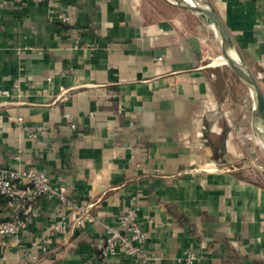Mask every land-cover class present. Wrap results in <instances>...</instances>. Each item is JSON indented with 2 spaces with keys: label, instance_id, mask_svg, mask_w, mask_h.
<instances>
[{
  "label": "crops",
  "instance_id": "1",
  "mask_svg": "<svg viewBox=\"0 0 264 264\" xmlns=\"http://www.w3.org/2000/svg\"><path fill=\"white\" fill-rule=\"evenodd\" d=\"M199 1L264 94V0ZM219 54L211 23L174 0H5L0 171H43L72 203L40 198L0 235V264H188V251L189 264H264V135ZM126 207L156 257L119 246L103 262L97 242Z\"/></svg>",
  "mask_w": 264,
  "mask_h": 264
},
{
  "label": "built area",
  "instance_id": "2",
  "mask_svg": "<svg viewBox=\"0 0 264 264\" xmlns=\"http://www.w3.org/2000/svg\"><path fill=\"white\" fill-rule=\"evenodd\" d=\"M5 0H0L2 5ZM59 17L66 21L68 15L59 12ZM7 94L8 91L4 90ZM0 194L6 199L4 219L0 220V235H13L20 232L27 221L37 215V203L44 196H58L62 202L72 203L65 194L63 185L54 186L49 176L32 167L5 168L0 171ZM88 209L84 208L87 212ZM54 231L65 232L66 223L56 221ZM146 232L141 227L135 207L122 209L114 223L106 226L105 235L97 242L98 255L103 262L109 255L121 247L124 253L132 256L136 261L146 263L151 256L144 252ZM195 258L192 251L184 254L185 263H191Z\"/></svg>",
  "mask_w": 264,
  "mask_h": 264
},
{
  "label": "water",
  "instance_id": "3",
  "mask_svg": "<svg viewBox=\"0 0 264 264\" xmlns=\"http://www.w3.org/2000/svg\"><path fill=\"white\" fill-rule=\"evenodd\" d=\"M177 3L181 4L182 6L191 9L198 14H200L209 24L213 23L222 38L223 45H222V51L223 54L226 55V50L224 45L230 46L233 51L235 52L236 56L238 57V61H231L228 60L227 65L241 78H243L255 91L256 98H257V104L258 109L260 112V115L262 116L263 122H264V94L262 93V90L260 89V86L258 85V82L256 81L253 73L251 72L250 68L245 64L242 56L239 53V50L232 40V37L227 30L226 26L224 25L223 21L219 17V15L208 5L205 3L200 2L199 0H174Z\"/></svg>",
  "mask_w": 264,
  "mask_h": 264
},
{
  "label": "bare ground",
  "instance_id": "4",
  "mask_svg": "<svg viewBox=\"0 0 264 264\" xmlns=\"http://www.w3.org/2000/svg\"><path fill=\"white\" fill-rule=\"evenodd\" d=\"M211 25L213 26L214 28V31H215V34H216V37L218 38L219 42L223 45V41H222V38L218 35L217 33V27L211 23ZM225 47V50H226V62H228V60H231V61H238V57L236 56L235 52L233 51V49L230 47V46H227V45H224ZM251 87V86H250ZM251 94L253 96V99H254V110H255V116L258 117L260 119V124H259V128L261 129L263 135H264V122H263V119H262V116L260 115V112H259V109H258V104H257V98H256V93L255 91L253 90V88L251 87Z\"/></svg>",
  "mask_w": 264,
  "mask_h": 264
},
{
  "label": "trees",
  "instance_id": "5",
  "mask_svg": "<svg viewBox=\"0 0 264 264\" xmlns=\"http://www.w3.org/2000/svg\"><path fill=\"white\" fill-rule=\"evenodd\" d=\"M6 211V199L0 194V220L4 219V214Z\"/></svg>",
  "mask_w": 264,
  "mask_h": 264
},
{
  "label": "rangeland",
  "instance_id": "6",
  "mask_svg": "<svg viewBox=\"0 0 264 264\" xmlns=\"http://www.w3.org/2000/svg\"><path fill=\"white\" fill-rule=\"evenodd\" d=\"M221 58H223V59L226 58V55H224V54H219V58H218V59L220 60ZM224 63H226V64H224V65H227L228 62H224ZM227 66H228V65H227ZM228 67H229V66H228Z\"/></svg>",
  "mask_w": 264,
  "mask_h": 264
}]
</instances>
